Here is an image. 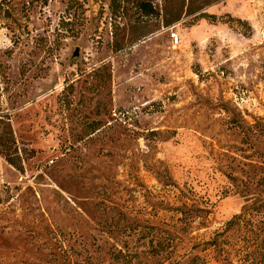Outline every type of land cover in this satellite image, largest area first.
<instances>
[{
    "label": "rangeland",
    "instance_id": "1",
    "mask_svg": "<svg viewBox=\"0 0 264 264\" xmlns=\"http://www.w3.org/2000/svg\"><path fill=\"white\" fill-rule=\"evenodd\" d=\"M112 2L0 0V264H264V0Z\"/></svg>",
    "mask_w": 264,
    "mask_h": 264
},
{
    "label": "trees",
    "instance_id": "2",
    "mask_svg": "<svg viewBox=\"0 0 264 264\" xmlns=\"http://www.w3.org/2000/svg\"><path fill=\"white\" fill-rule=\"evenodd\" d=\"M116 2L115 0H113L112 4H111V8H112V11L115 12L116 11ZM137 8L140 10V12L142 14H145L147 16H151L153 14L156 13L155 9L153 8L152 4L150 3H147V2H139L137 4ZM205 17V16H204ZM10 161V164L16 166V164L12 161V160H9Z\"/></svg>",
    "mask_w": 264,
    "mask_h": 264
},
{
    "label": "built area",
    "instance_id": "3",
    "mask_svg": "<svg viewBox=\"0 0 264 264\" xmlns=\"http://www.w3.org/2000/svg\"><path fill=\"white\" fill-rule=\"evenodd\" d=\"M173 39L176 41V43L179 42V37H178L177 35H174V36H173Z\"/></svg>",
    "mask_w": 264,
    "mask_h": 264
}]
</instances>
